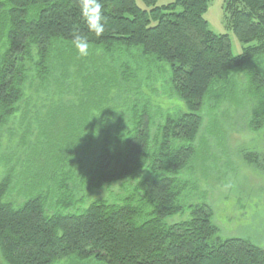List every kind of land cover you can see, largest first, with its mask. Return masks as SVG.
<instances>
[{
	"label": "trees",
	"instance_id": "trees-1",
	"mask_svg": "<svg viewBox=\"0 0 264 264\" xmlns=\"http://www.w3.org/2000/svg\"><path fill=\"white\" fill-rule=\"evenodd\" d=\"M157 1L101 0L95 37L79 0H0L4 264H264V249L216 238L206 204L180 201L226 119L264 128V0H224L237 55L208 27L212 0Z\"/></svg>",
	"mask_w": 264,
	"mask_h": 264
},
{
	"label": "rangeland",
	"instance_id": "rangeland-1",
	"mask_svg": "<svg viewBox=\"0 0 264 264\" xmlns=\"http://www.w3.org/2000/svg\"><path fill=\"white\" fill-rule=\"evenodd\" d=\"M174 1L158 0L156 6ZM223 3L224 0H212L204 18L213 33L229 35L232 52L237 55L243 46L224 25ZM163 102L158 100L156 104L168 108L169 103ZM224 110L231 111L229 104L222 106L221 111ZM226 120L228 127L224 128L222 137L224 149L216 144L210 145L209 150L204 149L192 161L189 177L185 178L189 183L182 191L180 201L184 205L206 204L211 223L217 230L216 238L220 241L247 240L264 249V128L252 132L247 128L245 117L237 121L234 118ZM241 151L258 157L257 164L249 165ZM113 191L118 188L113 187ZM185 216L186 213L182 212L173 216L169 223ZM0 264H4L1 256Z\"/></svg>",
	"mask_w": 264,
	"mask_h": 264
},
{
	"label": "clouds",
	"instance_id": "clouds-1",
	"mask_svg": "<svg viewBox=\"0 0 264 264\" xmlns=\"http://www.w3.org/2000/svg\"><path fill=\"white\" fill-rule=\"evenodd\" d=\"M102 8L101 0H79V14L88 32L95 37H100L105 31L106 17ZM71 42L80 56L86 57L89 54L90 42L85 34L74 33Z\"/></svg>",
	"mask_w": 264,
	"mask_h": 264
}]
</instances>
